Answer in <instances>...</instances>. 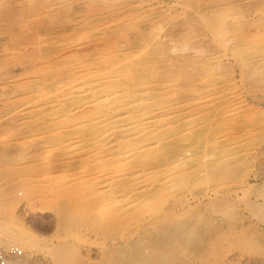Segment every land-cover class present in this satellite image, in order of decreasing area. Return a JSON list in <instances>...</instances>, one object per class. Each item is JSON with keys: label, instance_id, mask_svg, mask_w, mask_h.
<instances>
[{"label": "rangeland", "instance_id": "1", "mask_svg": "<svg viewBox=\"0 0 264 264\" xmlns=\"http://www.w3.org/2000/svg\"><path fill=\"white\" fill-rule=\"evenodd\" d=\"M113 56L137 65L132 78L100 64ZM82 79L97 87L68 89ZM114 87L154 122L141 189L104 187L116 157L87 130L93 98ZM132 186L140 221L122 211ZM0 220L33 241L21 264H264V0H0Z\"/></svg>", "mask_w": 264, "mask_h": 264}, {"label": "bare ground", "instance_id": "2", "mask_svg": "<svg viewBox=\"0 0 264 264\" xmlns=\"http://www.w3.org/2000/svg\"><path fill=\"white\" fill-rule=\"evenodd\" d=\"M222 4H224V3H222ZM231 7V6H230ZM229 7V8H230ZM231 9L233 10L234 8H232L231 7ZM221 10H223L224 12H226L227 10L225 9H221ZM221 10H219V11H217L216 12V14L218 13V12H221ZM215 11V10H214ZM223 12V13H224ZM222 13V12H221ZM216 14H215V16H211L210 18H212V17H214V18H216V17H218V16H216ZM237 15V14H236ZM239 15V14H238ZM203 17V16H202ZM221 17V18H220ZM219 17V19H222V17L223 16H220ZM240 18V17H239ZM204 19H207V18H204ZM224 19V18H223ZM233 19H234V17H233ZM217 21H218V19H216ZM209 21V20H208ZM222 21V20H221ZM211 26V25H210ZM213 26V25H212ZM211 26V27H212ZM206 28V27H205ZM212 29H213V27H212ZM126 50V49H125ZM116 55V54H115ZM118 56V55H117ZM117 56H113V57H107V58H103V59H101V61H100V64L101 63H105V65L106 64H109V63H113V64H115L117 61H121L122 59H120L119 57H123L122 55H119V57H117ZM133 56V55H132ZM261 56H263V54L261 55ZM135 59H136V57H135ZM131 60V59H130ZM261 60V59H260ZM139 61L137 60V63H138ZM79 63H81V62H79ZM86 63V62H85ZM93 63L94 62H90V64H92L93 65ZM136 63V62H135ZM247 63V62H246ZM87 64V63H86ZM85 64V68H82L81 70H88V69H90V66H88L87 67V65ZM90 64H88V65H90ZM91 65V66H92ZM118 66V68H121V69H123V70H125L126 71V73L128 74L126 77H128V78H132V77H130V75H132V74H134L133 72L137 69V65H135L134 64V62H132V60L131 61H128V62H122L121 61V63H118L117 64ZM76 66V65H75ZM83 66V65H82ZM99 66H101V65H99ZM113 66V65H112ZM107 67V66H106ZM105 67V68H106ZM142 67V66H141ZM77 68V67H76ZM92 68V67H91ZM101 68H102V66H101ZM69 69H70V67H69ZM92 69H94V68H92ZM96 69V68H95ZM108 69H109V67H108ZM120 69V70H121ZM99 70H101V69H99ZM98 70V71H99ZM71 71H72V69H71ZM94 71V70H93ZM102 71V70H101ZM104 71V70H103ZM78 72V71H77ZM136 72V71H135ZM87 73V72H86ZM73 74V76H74V73H72ZM83 74V73H82ZM91 74H94V72L93 73H91ZM95 74H96V72H95ZM122 74V73H121ZM120 74V75H121ZM87 75H89L88 73H87ZM86 75V76H87ZM68 76H70V75H68ZM82 76H84L85 77V75H82ZM81 76V77H82ZM103 76V75H102ZM101 76V77H102ZM115 76V75H114ZM136 76V75H135ZM105 77V76H104ZM103 77V78H104ZM122 77V76H121ZM137 77V76H136ZM100 78V77H99ZM99 78H98V80H99ZM110 78V77H109ZM118 78V77H117ZM123 78V77H122ZM69 79V78H68ZM89 79V78H88ZM91 79V78H90ZM94 79V78H93ZM105 79V78H104ZM113 79V78H112ZM124 79V78H123ZM73 80V79H72ZM85 80V79H84ZM83 79L82 80H80V81H84ZM87 80V79H86ZM84 81L83 83H81V84H79V85H77V86H73L72 88L70 87V88H68V89H71V91L74 93V92H77V93H84L85 94V92L88 90V89H91V91H93L92 89H94V87H97L96 85H94V83H91V82H89V81ZM94 80H96V79H94ZM97 80V81H98ZM101 80V79H100ZM99 80V81H100ZM126 80V79H125ZM133 80V79H132ZM75 81H76V79H75ZM78 81V80H77ZM127 81H128V79H127ZM136 81V80H135ZM79 82V81H78ZM112 83L114 82V83H116V82H118L116 79H113V81H111ZM134 82V81H133ZM146 82V81H145ZM148 82V81H147ZM146 82V83H147ZM71 83V82H70ZM77 83V82H76ZM128 83V82H127ZM126 83V84H127ZM139 84H141V83H139ZM138 84V85H139ZM164 84V83H163ZM72 85V84H71ZM112 85V84H111ZM132 85H134V84H132ZM56 86V85H55ZM114 86V85H113ZM122 86V85H121ZM101 87V86H100ZM63 88H65V87H63ZM126 88V87H125ZM127 88H129L128 86H127ZM126 88V89H127ZM141 88V87H140ZM147 88V87H146ZM145 88V89H146ZM60 89V88H59ZM126 89H124V88H116V87H114V89L112 88V89H107V88H103V90H99V92L95 95V98H93V100L95 101H92L94 104H95V107L97 108V112L95 111V110H93V111H95V113L94 114H98L97 116V122L98 123H102L105 127L106 126H108L107 128H108V130L106 131L104 128H100L98 125H97V122L96 121H93L94 123H87L86 125H88V127H87V130L88 129H90V130H96V127H98L99 129H100V134L101 133H103L100 137H102V138H100V141L103 143L102 144V146L103 145H105V146H109L110 148H111V150H109L108 152V154L107 155H109L110 154V156H113V158L114 157H116L113 161L116 163H114L113 165L111 164V161H110V164H111V166H109L108 164H106V165H108L109 166V168H110V171H109V174H107L110 178V181H108V183H107V185L105 186L104 185V187H108V185H110L112 182H114V180L116 181V180H119V179H117V178H122V177H125V178H127L128 180L130 179H134V180H136V179H138V178H140L139 179V181L141 182L142 181V179H143V174L144 173H142V172H140V171H142L143 170V168H141L142 166H140V167H138V163H137V161H142V159H141V157H142V155H146V152L149 150V149H152V148H154V146H155V142H156V140H154V137H152V136H147V134H148V132H149V129H148V126L150 127V125H151V119H152V117L149 115V114H147V115H149V117H147V115H146V117L145 116H143L142 115V112L141 113H137V111L139 110V108H142L143 107V105H144V101L143 100H141L140 98H134L133 97V99L131 98V95L132 94H130L129 92H128V90H126ZM148 90H149V88H147ZM64 90V89H63ZM74 90V91H73ZM96 90V89H95ZM135 90H139V89H136L135 88ZM134 90V91H135ZM141 90V89H140ZM144 90V89H143ZM142 90V91H143ZM89 91V90H88ZM150 91V90H149ZM71 92V93H72ZM144 92V91H143ZM64 93V92H63ZM87 93V92H86ZM147 93V92H146ZM145 93V94H146ZM67 94H69V92L67 93ZM114 94V95H113ZM48 95V94H47ZM63 95V94H62ZM62 95H61V97H62ZM66 95V94H65ZM73 96H74V94H72ZM87 95V94H86ZM113 95V97L114 98H116V99H118L119 101H118V103L116 104H114V105H111V104H109V106H107V109H105L104 111L101 109V110H99V107L100 108H105L103 105L105 104V102H106V100L107 99H109L108 97L109 96H112ZM128 95V96H127ZM45 96V95H44ZM64 96V95H63ZM91 96V95H90ZM41 97V96H40ZM58 97H60V95L58 96ZM70 97H72V96H70ZM89 97V96H88ZM72 98H75V97H72ZM61 99V98H60ZM63 99V98H62ZM65 99H67V98H65ZM146 99V98H145ZM148 99V98H147ZM146 99V100H147ZM150 99V98H149ZM59 100V99H58ZM110 100V99H109ZM113 101V100H112ZM37 102V101H36ZM86 103V102H85ZM90 103H91V101H90ZM92 103V104H93ZM110 103H111V101H110ZM44 104V103H43ZM89 104V103H88ZM163 104H165L164 102H163ZM83 105V104H82ZM81 105V106H82ZM108 105V104H107ZM169 105V104H168ZM62 106V105H61ZM60 106V107H61ZM81 106H77L78 108H80ZM87 106V105H86ZM94 106V105H93ZM106 106V105H105ZM146 106V105H145ZM68 107H70V106H68ZM163 107V106H162ZM167 107V106H166ZM54 108V107H53ZM76 107H74V109H75ZM151 108H152V106H151ZM161 108V107H160ZM66 109V108H65ZM51 110V109H50ZM72 110H73V108H72ZM154 110H156V109H154ZM52 112H53V110H51ZM57 111V110H56ZM70 111V110H69ZM66 112H68V111H66ZM83 112V111H82ZM135 112L137 113V114H135ZM145 112V111H144ZM150 112H151V110H150ZM70 113V112H69ZM146 113V112H145ZM87 115V114H86ZM165 115V114H164ZM167 115V114H166ZM73 116V115H72ZM84 116V115H83ZM94 116V115H93ZM156 116H158V115H156ZM160 116V115H159ZM158 116V117H159ZM88 117V116H87ZM151 117V118H150ZM157 117V118H158ZM84 118H86V117H84ZM156 118V117H155ZM181 118V117H180ZM80 119H82V118H80ZM79 120V119H78ZM89 120H92V119H89ZM174 120H177V119H174ZM82 121V120H81ZM87 121V120H86ZM166 120H164V122H165ZM167 122V121H166ZM81 123V122H80ZM154 123V122H153ZM153 123H152V125H153ZM77 124V123H76ZM82 124H83V122H82ZM81 124V125H82ZM156 124V123H155ZM77 125H79V124H77ZM80 125V126H81ZM84 125V124H83ZM85 125V126H86ZM164 125V124H163ZM162 125V126H163ZM154 126V125H153ZM82 127V126H81ZM81 127H79V128H81ZM155 127H157L156 125H155ZM158 127H159V125H158ZM157 127V128H158ZM84 128V127H83ZM156 129V128H155ZM90 130H88V131H90ZM79 131H80V129H79ZM85 131V130H84ZM163 131V130H162ZM96 131H94V133H95ZM152 132H153V130H152ZM82 133H84V132H82ZM89 133V132H88ZM98 133V132H97ZM90 134V133H89ZM171 134V133H170ZM90 136H92V135H90ZM86 137V136H85ZM93 137H95V136H93ZM75 139V138H74ZM92 139V138H91ZM91 139H88V141H90ZM79 140V139H78ZM86 140H87V138H86ZM171 140V139H170ZM95 141H96V139H95ZM166 141V140H165ZM92 142V141H91ZM94 142V141H93ZM97 142V141H96ZM163 142V141H162ZM161 142V143H162ZM73 143V142H72ZM236 143V142H235ZM235 143H233V144H235ZM97 144V143H96ZM95 144V145H96ZM99 144V143H98ZM97 144V145H98ZM157 144V143H156ZM99 145H101V144H99ZM98 145V146H99ZM72 146H74V145H72ZM91 146V145H90ZM165 146V145H164ZM82 147V146H81ZM71 148V147H70ZM79 148V147H78ZM101 148H103V147H101ZM109 148V149H110ZM172 149V148H171ZM175 150H171L170 152L172 153V152H174ZM95 152V151H94ZM96 152H98V151H96ZM101 152V151H100ZM99 152V153H100ZM106 152V151H105ZM182 152V154H183V151H181ZM175 153V152H174ZM104 154V153H103ZM102 154V155H103ZM169 154V153H168ZM173 154V153H172ZM171 154V155H172ZM178 154V153H177ZM231 154V153H230ZM91 155V154H90ZM96 155V154H95ZM147 155L149 156V158L150 159H152V160H156L157 159V155L154 153V152H152V151H150L149 150V152L147 153ZM185 155V154H184ZM183 155V156H184ZM228 155V154H227ZM233 155V154H232ZM231 155V156H232ZM104 156V155H103ZM105 156H106V154H105ZM179 156V155H178ZM223 156H225V155H223ZM234 156H235V154H234ZM100 157H102V156H100ZM186 157V156H185ZM221 157V156H220ZM105 158V157H104ZM148 158V159H149ZM177 158V157H176ZM179 158V157H178ZM180 158H182V157H180ZM219 158V157H218ZM237 158V157H236ZM91 158H89V160H90ZM100 158H98V160H99ZM175 159V158H174ZM221 159H222V157H221ZM233 159V158H232ZM88 160V161H89ZM95 158L93 159V160H91L92 162H90V163H94L95 161ZM106 160V159H105ZM110 160V159H109ZM173 160V159H172ZM96 162H97V160H96ZM95 162V163H96ZM99 162H101V161H99ZM167 162V161H166ZM170 162H172V161H170ZM169 162V163H170ZM176 162V161H175ZM223 162H224V160H223ZM161 164V163H160ZM225 164V163H224ZM226 164H227V162H226ZM102 164H100V166H101ZM143 165V164H142ZM222 165V164H221ZM230 165V164H229ZM98 166V165H97ZM103 167H106V166H104V165H102ZM101 166V168H103ZM107 166V167H108ZM158 166V165H157ZM136 167H138V169L140 170V171H138V169L136 168ZM155 167V166H154ZM153 166L151 167L152 169L154 168ZM226 167V166H225ZM101 168H99V170L101 169ZM109 168H107V169H109ZM207 168H209V167H207ZM106 170V169H105ZM210 170V169H209ZM208 170V171H209ZM230 170H232V169H230ZM100 171H102V170H100ZM99 171V172H100ZM103 171H104V169H103ZM139 173H138V172ZM170 171V170H169ZM222 171V170H221ZM226 171H227V169H226ZM145 172V171H144ZM206 172V171H205ZM231 172V171H230ZM105 173H106V171H105ZM104 173V174H105ZM202 173V172H201ZM210 173V172H209ZM217 173V172H216ZM169 174V173H168ZM206 174V173H205ZM207 174H208V172H207ZM210 174H212V173H210ZM223 174V173H222ZM143 175V176H142ZM173 175V174H172ZM95 176V175H94ZM99 176V175H98ZM150 176V175H149ZM171 176V175H170ZM212 176V175H211ZM218 176H219V174H218ZM97 177V176H96ZM184 177H186V176H184ZM170 178V177H169ZM209 178V177H208ZM90 179V178H89ZM183 179H185L186 180V178H183ZM100 181V180H99ZM102 182L104 183V181H101L100 183L102 184ZM127 182L128 183H130L129 181H126L125 183L127 184ZM131 182H132V180H131ZM135 182V181H134ZM134 182H132V184H128V185H135L134 187L136 188L137 187V189H141V188H143V186H144V183H143V185H142V187H140L139 186V184H136V183H139L138 181H136V183L134 184ZM118 183H119V181H118ZM118 183H116V185L118 184ZM96 184V183H95ZM101 184H100V187H101ZM120 184H124V182H120ZM142 184V183H141ZM92 185H93V183H92ZM99 185V184H98ZM113 185H115V183L113 184L112 183V186ZM115 185V186H116ZM125 185V184H124ZM136 185H138V186H136ZM148 185H149V183H148ZM111 186V185H110ZM120 186V185H119ZM147 186V185H146ZM95 187V186H94ZM97 187V186H96ZM104 187H102V188H104ZM121 187V186H120ZM133 186H132V189L130 188L129 190H126V191H124V192H128V193H130V192H132V196H131V194H129L128 195V193H126V195L129 197V198H131V200L129 201V200H127L126 199V197L127 196H125V199L124 198H122V197H124V196H122L123 194H121L120 192H119V190H118V192H119V194H120V196H122L121 197V199H123V202H124V200H125V204H123L122 203V206H123V208H122V211H123V213H124V215H126V214H128V213H130V212H132L133 213V208H134V204H136L137 203V201H138V199H139V197H138V199H137V201H136V203H133V204H130V203H132V201H134V197L139 193V191L137 192L136 191V189L134 188ZM139 187V188H138ZM145 187V186H144ZM173 187H174V184H173ZM177 187V186H176ZM97 188H99V187H97ZM101 188V189H102ZM91 189V188H90ZM106 189H108V188H106ZM127 189V188H126ZM170 189H171V187H170ZM94 190H96V189H94ZM99 190V189H98ZM103 190V189H102ZM116 191H117V189H115ZM115 190H113L114 191V193H115V195H118V193L116 194V191ZM120 190H121V188H120ZM92 191V190H91ZM104 191H105V189H104ZM94 192V191H93ZM92 192V193H93ZM99 192V191H98ZM97 192V193H98ZM97 193H95V195L97 194ZM100 193H104V192H100ZM110 193H111V190H110ZM178 193V192H177ZM176 194V193H175ZM179 195H180V193H178ZM77 195V194H76ZM79 195V194H78ZM99 195H101V194H99ZM104 194H102L101 196H103ZM115 195H113L114 196V198L115 197H117V196H115ZM124 195H125V193H124ZM161 195V194H160ZM105 196V195H104ZM103 196V197H104ZM107 196H111V195H106V197ZM120 196H118L119 198H120ZM167 196H168V194H167ZM75 197V196H74ZM87 197V196H86ZM105 197V198H106ZM112 197V196H111ZM117 197V198H118ZM177 197V196H176ZM175 197V198H176ZM179 197H181V196H179ZM178 197V198H179ZM185 197V196H184ZM188 197V196H187ZM78 199H80V197H77ZM109 198V197H108ZM107 198V199H108ZM113 197H112V199L113 200H111V201H113L114 202V199ZM163 198V197H162ZM174 198V197H173ZM84 199H85V197H84ZM96 199V198H95ZM181 199V198H180ZM187 199V198H186ZM93 200V199H92ZM99 200V199H98ZM119 200V199H118ZM117 199L115 200L116 202L115 203H113V202H111V203H113V206H115V204L117 203V201H118ZM163 200V199H162ZM172 200V199H171ZM173 200H175V199H173ZM184 200V199H183ZM74 201V200H73ZM104 201H105V199H104ZM107 201V200H106ZM122 201V200H121ZM134 201V202H135ZM143 201V200H142ZM141 201V202H142ZM94 202V201H93ZM119 202V201H118ZM139 202H140V200H139ZM144 202V201H143ZM177 202H179V201H177ZM162 203V202H161ZM165 203V202H164ZM182 203V202H181ZM79 204V203H78ZM85 204V203H84ZM93 204V203H92ZM107 204H108V201H107ZM117 204H120L121 205V202L120 203H117ZM117 204H116V206H117ZM144 204V203H143ZM146 204V203H145ZM157 205H158V203H156ZM126 205V206H125ZM156 205V206H157ZM177 205V204H176ZM83 206V205H82ZM86 206H87V204H86ZM98 206V205H97ZM109 206H111V204L109 205ZM108 206V207H109ZM113 206H111V207H113ZM115 206V207H116ZM122 206H120V207H122ZM137 205H135V207H136ZM155 206V207H156ZM159 206V205H158ZM157 206V207H158ZM165 206V205H164ZM84 207V206H83ZM82 207V208H83ZM88 207H89V205H88ZM106 207V206H105ZM105 207H104V210H105ZM107 207V208H108ZM111 207H110V209H111ZM139 207V206H138ZM149 207V206H148ZM156 207V208H157ZM171 207V206H170ZM173 207V206H172ZM178 207V206H177ZM176 207V208H177ZM261 207V206H260ZM90 208V207H89ZM95 208V207H94ZM118 208V210H120L121 208H119V207H117ZM140 208L141 207H139L138 209L140 210ZM151 208V207H150ZM154 208V206H152V209ZM175 208V207H174ZM93 209V208H92ZM100 209H103V207L102 208H100ZM137 209V210H138ZM142 209V208H141ZM157 209H161L160 207H158ZM163 209V208H162ZM173 208H171V210H172ZM83 210V209H82ZM91 210V209H90ZM89 210V211H90ZM114 210H116V208L114 209V207L112 208V214H111V216L113 215V216H115V217H117V214L116 213H119V212H116L115 213V211ZM117 210V211H118ZM151 210V209H150ZM156 210V209H155ZM155 210H154V212L153 213H155ZM158 210V211H159ZM166 210H167V208H166ZM174 210V209H173ZM223 210V209H222ZM80 211V210H79ZM95 211V210H94ZM100 211H102V210H100ZM107 211V210H106ZM108 211H109V208H108ZM111 211V210H110ZM113 211H114V213H113ZM121 211V212H122ZM146 211H148V209L147 210H145L144 212H146ZM157 211V210H156ZM162 211H164V210H162ZM162 211H161V213H162ZM177 211V210H176ZM175 211V212H176ZM81 212V211H80ZM93 212V211H92ZM135 212V211H134ZM137 212H141V211H137ZM144 212H142L141 214L143 215L144 214ZM170 212V211H169ZM174 212V213H175ZM214 212V211H213ZM103 213V212H102ZM147 213H149V212H147ZM152 213V212H151ZM160 213V214H161ZM215 213V212H214ZM217 213H219V212H217ZM97 214V213H96ZM104 214V213H103ZM116 214V215H115ZM119 214H121V213H119ZM118 214V215H119ZM135 213H133V215H134ZM140 214V215H141ZM146 214V213H145ZM165 214V213H164ZM79 215H80V213H79ZM84 215V214H83ZM82 215V216H83ZM95 215V214H94ZM106 215V214H105ZM104 215V216H105ZM122 215V214H121ZM121 215H119V216H121ZM124 215H123V217H124ZM129 215V214H128ZM127 215V216H128ZM133 215L132 216H130L129 215V217H131L132 219H135L137 216H138V214H135L136 215V217L134 218L133 217ZM134 215V216H135ZM141 215V216H142ZM153 215V214H152ZM222 215H224V214H222ZM93 216V215H92ZM107 216H109V214L107 213ZM111 216H110V219H111ZM140 216V217H141ZM86 217V216H85ZM129 217H126V219L128 220V222H127V220H125L124 219V222H126V223H130V219H129ZM145 217V216H144ZM147 218L149 217V216H146ZM151 217V216H150ZM158 217V216H157ZM72 218V217H71ZM79 218V217H78ZM88 218V217H87ZM102 218V217H101ZM119 217H117V219H118ZM121 218H122V216H121ZM175 218V217H174ZM75 219V218H74ZM84 219V218H83ZM108 219V218H107ZM115 219V218H114ZM139 220V217L138 218H136L135 220ZM154 219V218H153ZM73 220V219H72ZM101 220H103V219H101ZM119 220H120V218L118 219V221H116V219L113 221V222H117V224H119L118 222H119ZM123 220V219H122ZM130 220V221H129ZM137 220V221H138ZM142 220V219H141ZM144 220V219H143ZM147 220V219H146ZM149 220V219H148ZM157 220H158V218H157ZM81 221V220H80ZM92 221V220H91ZM112 221V220H111ZM134 221V220H133ZM140 221V220H139ZM159 221V220H158ZM74 222V221H73ZM136 222V221H135ZM144 222H146L145 220H144ZM168 222V221H167ZM76 223V222H75ZM104 223H106V222H104ZM125 223V224H126ZM141 223H142V221H141ZM151 223V222H150ZM154 223V222H153ZM114 224V223H113ZM116 224V223H115ZM122 224V223H121ZM132 224H134V223H132ZM158 224V223H157ZM161 224V223H160ZM124 226V225H123ZM126 226H127V224H126ZM132 226V225H131ZM144 226V225H143ZM151 226V225H150ZM162 226V225H161ZM116 227V226H115ZM119 227V226H118ZM125 227V226H124ZM130 227V226H129ZM139 227H141V225L139 226ZM153 227V226H152ZM117 229V228H116ZM119 229H121L120 227H119ZM159 229V228H158ZM162 229H160V231H161ZM120 231H122V230H120ZM144 231H145V229H144ZM148 231V230H147ZM147 231H145V232H147ZM151 232V231H150ZM142 233V232H141ZM160 233V232H159ZM158 233V234H159ZM164 233V232H163ZM119 234H121V233H119ZM132 234V233H131ZM144 234V233H143ZM164 235H165V233H164ZM168 232H167V237H168ZM174 235V234H173ZM173 235H171V236H173ZM140 237H142V236H140ZM144 237V236H143ZM165 237H166V235H165ZM167 237H166V239H167ZM7 238H11L13 241H15V242H13V243H15V244H17L18 246H20L21 248H25V247H30L31 245H33V241H31V239H30V237H27V234H25V232L24 231H21V230H16V229H14V228H12V226L10 227L7 223H5V222H3V221H1L0 220V245H2V246H5V245H7L8 244V242L7 243H5V239H7ZM169 238H170V235H169ZM165 239V240H166ZM153 240V239H152ZM151 240V241H152ZM168 240V239H167ZM174 240H176V239H174ZM142 242V241H141ZM170 242V241H169ZM174 242V241H173ZM172 242V243H173ZM178 242H180V241H178ZM167 243V242H166ZM140 244V243H139ZM138 244V245H139ZM177 243L175 242V245H176ZM125 245V244H124ZM173 245H174V243H173ZM180 246V245H179ZM179 246H178V248H179ZM27 249V248H26ZM139 250V249H138ZM62 251V250H61ZM154 251V250H153ZM64 252V251H63ZM144 252V251H143ZM147 252V251H146ZM157 253H160V252H157ZM22 255H20L19 257H17V258H13V259H10L8 262H7V264H21L22 262L20 261L19 262V259L20 258H22L21 257ZM153 257V256H152ZM138 257H136V259H137ZM140 258V257H139ZM145 258V257H144ZM154 259V258H153ZM24 260V259H23ZM25 261V260H24ZM136 262V261H135ZM147 263V262H146ZM159 263V262H158ZM32 264H35V263H33L32 262Z\"/></svg>", "mask_w": 264, "mask_h": 264}, {"label": "built area", "instance_id": "3", "mask_svg": "<svg viewBox=\"0 0 264 264\" xmlns=\"http://www.w3.org/2000/svg\"><path fill=\"white\" fill-rule=\"evenodd\" d=\"M22 254V248L17 244L0 245V264H7L10 259L17 258Z\"/></svg>", "mask_w": 264, "mask_h": 264}]
</instances>
